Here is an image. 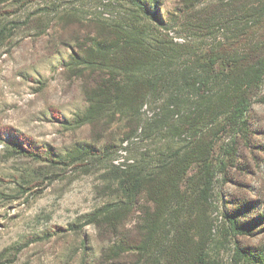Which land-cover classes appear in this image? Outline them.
Here are the masks:
<instances>
[{
  "label": "trees",
  "instance_id": "obj_1",
  "mask_svg": "<svg viewBox=\"0 0 264 264\" xmlns=\"http://www.w3.org/2000/svg\"><path fill=\"white\" fill-rule=\"evenodd\" d=\"M124 1L123 11L117 0L94 5V14L103 20L72 46L62 69L65 79L79 81L86 106L57 120L66 130L88 125L97 133L124 122L132 127L130 134L118 145L77 144L61 152L10 132L6 146L49 167L110 161L113 198L67 229L93 226L108 241L111 259H132L131 264H264V208L249 200L227 202L223 188L228 169L246 168L239 163L242 149L258 131L249 112L256 99L264 103V95L258 98L264 83V0H255L251 8L242 5L239 17H231L235 12L227 9L198 12L200 29L214 20L218 30L208 27L190 45L161 32L155 9L160 0ZM181 1L183 13L189 14L205 0ZM251 19L262 29L258 37L246 24ZM230 21L243 22V29L231 37L220 35ZM165 91L170 94L162 105L150 106L148 100ZM150 136L156 137L151 148L143 141ZM132 145L136 157L129 152ZM122 148L127 156L117 165L113 160ZM32 179L29 172L27 183ZM20 187V194L32 188Z\"/></svg>",
  "mask_w": 264,
  "mask_h": 264
},
{
  "label": "rangeland",
  "instance_id": "obj_2",
  "mask_svg": "<svg viewBox=\"0 0 264 264\" xmlns=\"http://www.w3.org/2000/svg\"><path fill=\"white\" fill-rule=\"evenodd\" d=\"M97 2L11 0L0 4V264L132 262L111 259L106 251L108 241L99 237L93 226L85 225L76 232L67 229L80 221L82 214L113 198L115 184L111 180L110 161L49 167L15 155L6 146L10 132L38 147L49 145L64 152L77 144L91 143L95 148L105 142L118 145L132 131L124 122H116L101 133L92 132L88 125L66 130L57 120L58 116L72 117L86 106L79 81L65 79L62 69L72 46L90 36L95 22L103 20L93 11ZM117 2L121 11L126 10L124 0ZM255 4V0H205L194 11L184 14L181 0H160L155 9L162 21L161 32H171V36L181 40L179 43L190 45L201 40L208 27L212 32L218 30L214 20L200 29L198 12L218 13L227 9L235 12L231 17H239L242 5L251 8ZM246 24L254 37L262 32L255 20ZM243 27V22L230 21L219 34L231 37ZM212 38L206 41L211 42ZM169 94L165 91L148 102L154 108L161 106ZM263 95L264 83L258 98ZM260 100L253 101L249 112L252 128L258 131L242 149L243 157L239 160L246 168L228 169L229 180L223 188L227 202L249 200L264 208V103ZM155 139L144 137V146L153 147ZM129 152L138 155L134 145ZM41 171L50 178L39 175ZM29 172L35 179L27 183ZM20 185L32 188L20 194ZM35 190L40 192L34 194ZM227 202L226 206H231ZM22 244L17 252L16 247Z\"/></svg>",
  "mask_w": 264,
  "mask_h": 264
},
{
  "label": "built area",
  "instance_id": "obj_3",
  "mask_svg": "<svg viewBox=\"0 0 264 264\" xmlns=\"http://www.w3.org/2000/svg\"><path fill=\"white\" fill-rule=\"evenodd\" d=\"M127 143L123 142V146L126 145ZM126 150L124 148H122L121 150H118L117 156L114 158L113 162L117 165H121L122 162L125 161L126 159ZM130 161V160H128Z\"/></svg>",
  "mask_w": 264,
  "mask_h": 264
}]
</instances>
